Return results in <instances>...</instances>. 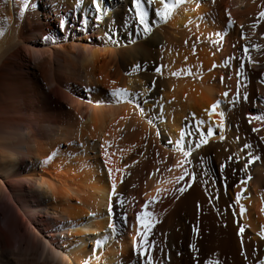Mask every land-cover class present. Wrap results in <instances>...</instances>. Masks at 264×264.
I'll list each match as a JSON object with an SVG mask.
<instances>
[{"label":"bare ground","instance_id":"bare-ground-1","mask_svg":"<svg viewBox=\"0 0 264 264\" xmlns=\"http://www.w3.org/2000/svg\"><path fill=\"white\" fill-rule=\"evenodd\" d=\"M20 2L0 0V61L23 45L18 28L27 32L35 21L40 37L32 38L35 31L28 36L30 52L41 57L50 52L59 79L82 82L90 102L86 114L79 104L65 109V122L40 139L30 128L14 137L0 135V183L17 177L20 160L27 163L14 191L33 199L31 223L48 228L46 235L29 228L22 236L12 226L16 249L0 230V264H146L133 246L141 239L137 215L146 203L154 221L145 241L153 264H259L264 259V119H257L264 117V0H166L167 22L155 17L160 0H144L148 32L136 18L133 0H97L99 12L92 0ZM60 12L78 14L86 32L69 30V41L51 42L58 47L43 50L40 38L49 37L43 25L58 22ZM107 65L126 75L115 76L109 86ZM116 88L127 90L134 102L113 99ZM13 92L2 95L3 108L15 110ZM178 142L191 149L189 157ZM185 170L195 173L194 182L188 177L177 182ZM113 181L114 200L123 203H116L109 217ZM179 187L186 190L176 191Z\"/></svg>","mask_w":264,"mask_h":264},{"label":"rangeland","instance_id":"rangeland-1","mask_svg":"<svg viewBox=\"0 0 264 264\" xmlns=\"http://www.w3.org/2000/svg\"><path fill=\"white\" fill-rule=\"evenodd\" d=\"M20 1L21 2L18 3L19 6L22 5V0ZM78 12L79 14H81V11L78 10ZM75 14L73 12L71 17L64 12H60L58 16V22L56 21L54 23H50L49 26L43 25L44 33L48 32L49 34V37L48 35H44L40 38V41H42L43 43L42 46L43 50H49V49H53V47H58V45L54 46L51 42H57L58 40L69 41L70 40L69 30L71 31L74 30L77 33L84 32V25L82 22L83 19L81 17L79 18L78 14L76 15ZM79 19H82V21ZM29 26L31 27L28 29L27 32H23V30L21 32V29L18 28L20 33L19 38L24 39V40L21 39V42L23 41L22 43L25 47L22 44H19L13 50L14 52L13 51L12 53L10 52L9 54H7L6 58L4 57V59L0 61V86H1L0 114L2 115V116L0 115V125H2V127L0 126V135L1 136L3 135V137L6 135V133L7 134L10 133L12 137H14L15 136L14 133L23 132L24 130L27 131L28 128H30L29 131L31 132V134L32 135L34 134L35 135V136L33 135L34 137L40 139L41 137L45 136V133L48 132V129L49 131L52 129L51 126H53L54 128L60 123L65 122L64 119L66 117H64L65 116L64 111H66L65 109H67L68 107L74 108L77 104H79L81 106L80 107L81 111L84 114H86L88 111L87 109H89L88 107L89 105L88 102H90L89 91L83 85L82 82L80 83L79 81L76 85L75 84L71 85L69 83L67 84L64 81L62 82L57 76L58 75L57 68H55L56 66L53 62L51 66L49 56L53 57V55L50 52H47L48 55L47 53H45L46 55H44V57H41V53H38L37 51H33L32 48L30 52V48H29L30 44H28L27 42L25 43V41H27V39L31 37V34L33 33L34 36L32 35L33 36L32 38H39L40 36L37 37V35L40 34L38 32L40 30L39 28L40 26L37 27L38 24L35 23V21L30 22ZM93 26H92L93 30H90L87 35V36H91V38L93 35H95L93 31L96 30V25ZM46 27L52 29H48ZM33 31H35L36 34ZM93 45L94 44L92 43L91 45L90 44L86 45V47L90 48V46L92 47ZM28 48L29 51H26ZM32 51L34 57L32 56V54L31 56L29 55L30 53H32ZM11 54L12 56H10ZM36 54L38 55L40 54V55L37 56ZM45 57H47V60L44 61L45 63L43 62V65L38 67L37 66L38 63L41 62ZM7 58L11 60L10 64L5 63L6 62L5 59ZM108 61L109 59L107 60V63ZM46 62L48 63V65ZM107 68L108 70L106 72L109 71V73L107 74L110 75V76L107 75V81H108L107 83L109 86L110 84L113 83L115 76L121 77L126 75V73L122 69L116 70L112 65H107ZM6 91L9 92L14 91L13 93L17 94V96L14 97L15 99L13 98L12 99L13 101H11L13 104L12 107L14 106L13 109L15 108V110H11V108H7V107L3 108L5 106L2 103L3 101L2 99H4ZM1 109H3L4 111ZM20 121L22 124L20 123ZM26 168H27V163L23 162V160H20V165L18 167V170L13 175L17 177L10 178L9 180L7 179L6 181H4V183H0V230L3 231L7 237L9 236L11 238V240L13 241L14 248L16 247V239L18 237L15 235V231L13 232L15 237L11 236L10 233L13 229L12 226L17 225L20 229V233H21L20 235L22 236L24 235V232L29 228H35L36 231L38 230V232L42 231L44 232L45 235L47 234L46 231H48V228L42 226V223L41 225H37L36 223H31L32 214L30 210L32 206L35 204L33 202V199L31 197H26L24 199V197L22 198V196H17L15 194L16 192L14 191L15 190L14 186H18L17 184L24 181L23 176H26L27 174ZM25 183L26 182H24V189L28 190ZM40 220L46 221V216H44V218H41Z\"/></svg>","mask_w":264,"mask_h":264},{"label":"snow or ice","instance_id":"snow-or-ice-1","mask_svg":"<svg viewBox=\"0 0 264 264\" xmlns=\"http://www.w3.org/2000/svg\"><path fill=\"white\" fill-rule=\"evenodd\" d=\"M134 2V6H135V10H136V18L137 20L140 22V24L144 27V31L148 32L150 30L149 28V20H148V16L149 13L147 12V10L142 7V5L144 4V0H133ZM180 0H176V3H179ZM92 3L96 5V11L99 12L100 11V5L97 3V0H92ZM160 3L163 5L162 8H157L155 10V17H158L160 21L162 22H167L169 13L171 11L170 6L168 5V3L166 2V0H160ZM171 7H175V4H173ZM261 17H264V11H262L260 13ZM97 19H99V17H97ZM231 23V21H229ZM63 26V25H62ZM0 35H3V29H0ZM244 52L247 54L249 52V50L247 48L244 49ZM157 72H160L161 69L160 68H156ZM173 75H175V73H173ZM111 97L113 99H115L117 102H121V101H125V102H129V103H133L134 101L131 99L130 94L127 92V90L122 89V88H116L113 91H111L110 93ZM237 95H239V93H237ZM223 96L227 97L228 96V92H224ZM245 100H247V95L245 94L243 97ZM219 105V101H217L215 104H213L211 106L212 110L214 111ZM139 107V105H137ZM141 111H143V109L141 108ZM221 117L223 116V113H220ZM257 119H264V117H257ZM223 127V125H221V128ZM254 131H256L254 129ZM213 133V129L211 127H209L207 129V135L210 137L212 136ZM221 140L224 139L223 136L220 137ZM183 139V134L181 135V140ZM264 139V138H262ZM201 143H207V140H202ZM178 146L180 147L181 151L183 152V155L185 157H189L191 155V149H187L185 150L182 146V144H180L178 142ZM197 148L200 147V144L196 145ZM245 148H249L251 147L250 145L245 144L244 145ZM229 159H232V157H229ZM253 159L252 155L249 154V162H251V160ZM223 165L221 166V168L223 169ZM109 176L111 177V169H109ZM185 177H188L189 180L191 181H195L196 176L195 173L193 172H189L187 170H185L179 177H177V182L178 181H185ZM250 179V177H249ZM186 186L190 187V184H187L186 182ZM186 190V187H179L176 189V191L178 192H184ZM158 192L160 191V189L157 190ZM117 196V192H116V183L113 181V183L111 184V193L109 195V205H108V209H107V215L109 217H112L114 214V205L116 203H120L122 205L123 200H114V197ZM240 199V194H237V200ZM148 208V204L146 203L144 205V211L141 214L137 215V221L138 223H140L142 225L143 231L137 232V236L141 237V239L137 242L134 241V248L138 254V256L142 257V258H146V264H153V257L152 255L148 252V245L145 243L148 233L149 231L154 227V221H153V214L150 211H147ZM244 209L241 208V212H243ZM126 218V217H125ZM109 228H112L113 225L110 223ZM194 232L197 231V229L193 230ZM241 232L244 231L243 228L240 229ZM152 247L154 248L155 245L153 244ZM191 247L193 248L194 251H196L195 249V245H191ZM208 264H219L218 261H209ZM259 264H264V259L259 261Z\"/></svg>","mask_w":264,"mask_h":264}]
</instances>
